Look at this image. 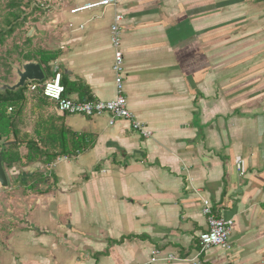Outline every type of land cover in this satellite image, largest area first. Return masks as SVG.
<instances>
[{"label": "crops", "instance_id": "obj_1", "mask_svg": "<svg viewBox=\"0 0 264 264\" xmlns=\"http://www.w3.org/2000/svg\"><path fill=\"white\" fill-rule=\"evenodd\" d=\"M96 1L38 2L55 66L93 100H113L110 28L121 13L124 94L151 136L128 121L62 116L51 101L38 109L88 147L6 170L9 212L24 219L3 233L0 264H264V0H118L71 14ZM203 200L232 220L230 249L200 252ZM154 249L180 259L151 262Z\"/></svg>", "mask_w": 264, "mask_h": 264}, {"label": "trees", "instance_id": "obj_2", "mask_svg": "<svg viewBox=\"0 0 264 264\" xmlns=\"http://www.w3.org/2000/svg\"><path fill=\"white\" fill-rule=\"evenodd\" d=\"M9 7L15 8L17 12L21 8L15 0L9 3ZM31 11L44 12L38 3L31 7ZM9 16L12 20L7 19V29L0 31V44L4 42L7 36H11L16 29L22 27L27 20V15L21 16V14H16V12L10 13ZM31 41L32 37H26V43H31ZM20 55L25 62L35 60L39 63L45 73L46 80L53 78L57 73L61 74V83L65 88V95L69 96L72 93H78L80 101L93 100L85 86L69 82L67 76L61 73L62 69L52 65L58 58V51L44 50L37 51L34 54L25 53ZM5 81H7L6 78ZM42 86L43 83L40 84L41 88L36 93V109L45 107L49 101L42 94ZM26 92L27 87L16 92L5 91L0 93V149L3 147L2 159L5 170H11L15 165L34 164L37 162L48 166L59 157H72V155L87 149L86 136L72 132L63 124H54V117H49L48 119L39 117L32 134L22 132V115L27 96ZM22 147L25 149L24 154L20 152ZM41 179L43 177L39 176L37 181Z\"/></svg>", "mask_w": 264, "mask_h": 264}, {"label": "built area", "instance_id": "obj_3", "mask_svg": "<svg viewBox=\"0 0 264 264\" xmlns=\"http://www.w3.org/2000/svg\"><path fill=\"white\" fill-rule=\"evenodd\" d=\"M43 8L42 4H39ZM118 0H99L83 4L82 6L71 9V14L75 15L82 12L92 11L96 9H105L107 7H117ZM124 17L121 13H116L110 28V44L113 49V65L112 72L114 74V83L116 97L111 101H80L65 95V88L61 83V74L57 73L53 78L45 80L42 86V94L56 106L58 113L62 116L78 115L83 117H107L109 125H114L117 121H128L131 128L138 132L142 137L148 138L151 132L143 123L138 121L136 116L129 110L127 98L125 97L123 82V64L124 56L121 49V26ZM71 29H75L70 24ZM84 25L78 26V30H83ZM41 83L33 82L27 87V95H33L38 92ZM11 110V109H9ZM69 157H59L56 161L67 160ZM55 162V161H54ZM239 174L242 176L243 170L240 162L236 165ZM202 215L207 220V230L199 235L200 252L211 247H217L223 250L230 249V236L233 222L216 216L209 200L202 201ZM164 260L166 262L176 261L180 258L168 254L161 258V252L154 249L151 252V262L156 260Z\"/></svg>", "mask_w": 264, "mask_h": 264}, {"label": "rangeland", "instance_id": "obj_4", "mask_svg": "<svg viewBox=\"0 0 264 264\" xmlns=\"http://www.w3.org/2000/svg\"><path fill=\"white\" fill-rule=\"evenodd\" d=\"M14 0H0V31L6 30V20H12L9 16L10 13L16 12V14L27 15L26 23L15 30L11 36H7L2 44H0V87L1 84L13 85L17 79L16 70L21 69L22 62L20 54L31 53L34 54L37 51H57L54 37L50 30H45L43 27V13L38 11H31V7L39 1L45 0H15L21 6L20 11H15V8H10L9 3ZM21 4V5H20ZM28 5V6H27ZM22 12V13H20ZM43 20V19H42ZM30 34L32 37L31 43H26V37ZM53 66L56 63L52 64ZM5 78L7 81H5ZM37 95L33 94L26 96L24 103V111L22 115L23 127L22 132L29 130L30 134L33 132V126L38 121L39 112L35 105L37 104ZM50 103V102H48ZM51 104V103H50ZM22 154L25 153L24 147L20 149ZM9 177V189L0 190V242L4 232H8L11 227V222L14 218H17L23 222L24 213H18L17 216L11 215L9 212V199L12 200V196L9 195L13 189V178ZM11 192V193H10ZM12 220L10 221V217Z\"/></svg>", "mask_w": 264, "mask_h": 264}, {"label": "water", "instance_id": "obj_5", "mask_svg": "<svg viewBox=\"0 0 264 264\" xmlns=\"http://www.w3.org/2000/svg\"><path fill=\"white\" fill-rule=\"evenodd\" d=\"M30 34L28 38H30ZM16 76L17 79L13 85L1 84L0 93H4L5 91L16 92L19 89L29 86L33 82L42 83L46 80L41 65L35 60L30 62L23 61L21 69L16 70ZM2 151L3 147L0 149V188L6 189L9 186V182L7 172L3 166Z\"/></svg>", "mask_w": 264, "mask_h": 264}]
</instances>
